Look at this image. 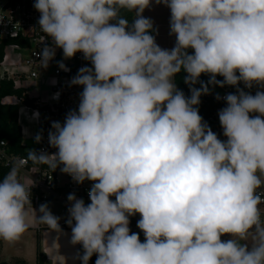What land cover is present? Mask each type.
<instances>
[{
  "label": "clouds",
  "instance_id": "obj_1",
  "mask_svg": "<svg viewBox=\"0 0 264 264\" xmlns=\"http://www.w3.org/2000/svg\"><path fill=\"white\" fill-rule=\"evenodd\" d=\"M153 5L170 10L171 49L150 34L158 29L143 13ZM34 8L41 68L57 49L64 59L82 53L91 67L69 82L83 88L78 108L51 123L56 151L27 149L0 179V240L16 242L33 218L63 232L48 204L39 215L33 208L34 181L19 178L31 161L93 182L90 203L67 197L81 264L93 254L95 264H264V90L245 91L264 89V0H35ZM123 13L134 14L131 23ZM181 72L190 96L176 86ZM226 85L236 91L218 112L221 140L198 105ZM42 140L41 131L34 142ZM137 213L144 242L130 233Z\"/></svg>",
  "mask_w": 264,
  "mask_h": 264
},
{
  "label": "built area",
  "instance_id": "obj_2",
  "mask_svg": "<svg viewBox=\"0 0 264 264\" xmlns=\"http://www.w3.org/2000/svg\"><path fill=\"white\" fill-rule=\"evenodd\" d=\"M35 0H0V81L12 83L14 89L21 94H11L3 97L2 101L18 107V123L21 127L22 138L27 137L33 141L31 148L24 142L22 144L28 149L37 151L46 150L54 153L56 149L48 144V131L53 121L64 122L66 114L77 109L79 104V93L82 86H70V80L83 66L91 67L89 61L83 58L82 53H77L71 59H64L62 49H57L55 58L49 66L41 68L39 57L35 53L43 47L42 33L39 29L38 20L40 13L34 8ZM19 26H18V25ZM51 43V41H45ZM62 61L70 71H63L58 67ZM240 87L244 85L241 83ZM259 89H245L255 94ZM235 87L228 86L220 94L218 99L221 105L210 117L209 126L221 140L227 138L223 135V129L219 122L218 112L226 107L223 97L227 93H234ZM59 93V98L54 99V94ZM30 100L31 102H27ZM39 112V119H33V113ZM250 115H258L253 113ZM43 132V140L37 144L34 136ZM6 141L0 140V166L9 170L20 156L10 153ZM8 170V172H9ZM7 172V173H8ZM20 180L26 185L34 181L32 187V204L38 205L45 201H57L62 207L63 225L68 218V208L71 206L67 200L69 194H75L78 199H83L86 204L90 203L88 191L92 187V181L77 184L71 176L62 173L59 168L52 171L47 165L33 164L28 161L21 169ZM115 200V197H111ZM264 208V205H262ZM141 216L137 213L130 217V231L140 230L137 221Z\"/></svg>",
  "mask_w": 264,
  "mask_h": 264
},
{
  "label": "trees",
  "instance_id": "obj_3",
  "mask_svg": "<svg viewBox=\"0 0 264 264\" xmlns=\"http://www.w3.org/2000/svg\"><path fill=\"white\" fill-rule=\"evenodd\" d=\"M130 21L134 18L133 13H123ZM155 27V26H154ZM155 35V33H150ZM193 50H189L191 53ZM186 73L181 72L176 75L175 83L178 89L182 90L185 96H190L189 85L184 82V76ZM200 79L205 83L208 81L209 76L207 74H202ZM218 80H223V77L218 76ZM195 87L199 88L200 84H196ZM225 87H213L210 94L202 95L200 97L201 103L198 105L199 114L203 117V120L209 124L210 117L216 111V109L221 105L220 101L216 98L218 95L222 94ZM11 94H21V91L14 89L12 83L6 81H0V140L6 141V148L10 153L27 156V147L22 144L23 138L21 133V127L18 123V107L15 105L7 104L2 101L3 97ZM27 102H31L28 100ZM8 168L0 166V179L7 174ZM135 232L140 236L141 242H144L145 236L141 230H133L130 233ZM83 254L82 245H80V255ZM97 255L93 254L89 260V264H95ZM13 264H26V261L20 257H14L12 260ZM46 256L41 250L40 246L37 250V264H45ZM9 263V262H8ZM10 264V263H9ZM81 264V260H80Z\"/></svg>",
  "mask_w": 264,
  "mask_h": 264
},
{
  "label": "crops",
  "instance_id": "obj_4",
  "mask_svg": "<svg viewBox=\"0 0 264 264\" xmlns=\"http://www.w3.org/2000/svg\"><path fill=\"white\" fill-rule=\"evenodd\" d=\"M169 43L171 42L169 41ZM41 204H47V202H42L38 205L32 204L33 208L37 210V215H39L38 209ZM51 212L55 216L61 218L60 225L63 229L62 233L49 230L45 225L38 223L33 218L30 222L29 229L19 240L13 243V246H15L18 251H25L26 246L29 247V244L33 243L34 240L38 238L39 246L46 256L45 264H80V259L78 258V255H80V245H72L70 243L71 228L63 225L62 212L59 209H56L55 211L51 210ZM4 244H8V242L0 240V248H3ZM14 256L22 258L18 255Z\"/></svg>",
  "mask_w": 264,
  "mask_h": 264
},
{
  "label": "rangeland",
  "instance_id": "obj_5",
  "mask_svg": "<svg viewBox=\"0 0 264 264\" xmlns=\"http://www.w3.org/2000/svg\"><path fill=\"white\" fill-rule=\"evenodd\" d=\"M143 15L145 17H149L154 21V26L158 29V35H156L157 44L164 49H171L175 44V36L169 35V20H170V10L163 5H153L150 9H145ZM157 26V27H156ZM169 41L171 43H169ZM24 142L28 145V148H31L33 141L27 137H24ZM47 202L49 208L53 211L59 209L62 212L61 205L53 200V201H45ZM231 237L228 235H224L221 237V240H228ZM39 247L38 238L34 240L33 243L29 244V247L26 246V250L18 251L13 243L4 244L3 248H0V262L7 261L10 264H13L12 260L14 255L21 256L26 264H37L36 263V255Z\"/></svg>",
  "mask_w": 264,
  "mask_h": 264
},
{
  "label": "water",
  "instance_id": "obj_6",
  "mask_svg": "<svg viewBox=\"0 0 264 264\" xmlns=\"http://www.w3.org/2000/svg\"><path fill=\"white\" fill-rule=\"evenodd\" d=\"M0 264H9L8 262L4 261V262H1Z\"/></svg>",
  "mask_w": 264,
  "mask_h": 264
}]
</instances>
